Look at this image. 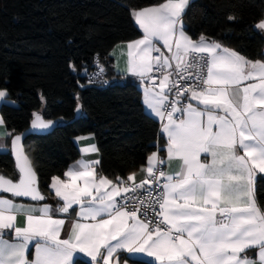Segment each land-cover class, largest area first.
I'll list each match as a JSON object with an SVG mask.
<instances>
[{"label":"snow or ice","instance_id":"1","mask_svg":"<svg viewBox=\"0 0 264 264\" xmlns=\"http://www.w3.org/2000/svg\"><path fill=\"white\" fill-rule=\"evenodd\" d=\"M187 4L188 0H165L135 11L144 37L127 44L130 72L144 78L155 64L157 70L172 69L180 77L168 83L171 73L162 74L160 92L145 89L148 106L162 121L166 119L162 130L168 140V158L182 161L180 172L173 176L154 171L156 163L162 161H157L155 153L150 156L147 178L124 187V193L159 184L161 178L166 182L160 185L158 196L153 198L149 191L131 210L126 200L119 206L115 200L124 182L113 184L102 177L97 184L91 179L93 171L88 163L69 169L67 180L52 177L51 188L64 201L62 212L75 204L86 220L107 217L95 223H76L71 236L63 240L59 237L64 221L53 220L47 207L39 215L26 211V226L14 228V213L22 206L0 199V229L14 228L17 238V242L9 243L0 235V264H72L77 250L87 253L95 264H110L118 250L146 253L159 264H264V212L255 201L256 175L264 174V62L247 60L203 35L192 40L183 31ZM255 27L264 30V19ZM153 39L162 40L172 57H153V51L159 52ZM170 60L176 61L174 66ZM197 67L203 75H196V83L181 88V80L191 79L192 69ZM254 79L259 83L240 87L243 81ZM173 89L176 99L169 103ZM185 93L203 108L191 102L177 107ZM5 95L0 90V98ZM177 112L182 115L174 118ZM49 126L50 122L35 116L33 128ZM20 139L16 136L13 142L19 179L13 182L0 176V190L43 200L36 173L18 147ZM202 153L211 156L210 163L201 162ZM127 179L133 181L135 177ZM79 180L84 181L83 187L77 184ZM108 185L111 190L97 200L91 189L99 192ZM33 240L37 241L35 259L29 261L26 252ZM250 248L258 249V261L239 255ZM114 264H119L118 257Z\"/></svg>","mask_w":264,"mask_h":264},{"label":"trees","instance_id":"2","mask_svg":"<svg viewBox=\"0 0 264 264\" xmlns=\"http://www.w3.org/2000/svg\"><path fill=\"white\" fill-rule=\"evenodd\" d=\"M164 1L0 0V90L14 101L3 102L0 113L11 139L29 127L35 113L67 121L24 141L47 201L59 203L51 178L62 177L80 157L78 136H95L97 172L115 181L138 170L152 153L164 155L166 141L144 108L139 81L117 75L111 56L115 45L142 35L134 11ZM183 19L194 39L203 35L250 60L264 56V35L255 27L264 19V0H192ZM96 57L113 79L109 86L87 83ZM0 171L17 178L10 151L0 152ZM262 177L255 180V197L264 210ZM127 258L132 264H155ZM74 264L91 263L77 258Z\"/></svg>","mask_w":264,"mask_h":264},{"label":"crops","instance_id":"3","mask_svg":"<svg viewBox=\"0 0 264 264\" xmlns=\"http://www.w3.org/2000/svg\"><path fill=\"white\" fill-rule=\"evenodd\" d=\"M191 1L192 0H188V4H187V6L185 8V11H184V13L182 15L183 31L192 40L196 41L199 38H197V39L192 38L184 29L183 16H184V14H185V12H186V10L188 8V5H189V3ZM164 2H162V3H164ZM151 6H155V5H151ZM151 6H148V7H151ZM141 9H143V8L137 9L136 11H139ZM134 21H135L136 25L138 26V28L142 32V35L139 38L134 39V40L142 39L144 37L143 29L140 28L139 24L135 20V17H134ZM257 30H259L260 33L264 35V30H260V29H257ZM206 39L208 41H213V40L208 39V38H206ZM134 40H131V41H128V42L119 43V44L115 45V47L112 49L111 56L114 59V71H115V73L117 75L130 76V77H133V78H135L136 80L139 81V87L141 88L142 93H143L144 108H145L147 113H149L151 116H153L159 122V124H160V133H161V135L163 136V138L166 141V144L164 146V155H161L159 151H156L154 153L157 156V161L161 160L164 163L165 174L174 176L176 173L180 172L181 166H182V161L180 159H178V158H173V159H169L168 158V153H167L168 140H167L166 134L162 130V124L166 123V119L164 121H162L160 119V117H158L153 112V110L148 106V101L145 98V89H148L150 92H160V88L158 86H159L161 80H160L158 85H149V84H146V83L143 82V78H141L140 76H138V75H136V74H134V73L129 71V57H128L127 44L129 42L134 41ZM214 42H216V41H214ZM217 43H219V42H217ZM153 44H154L155 48L159 47V48H161L163 50V56H166V57H169V58L172 57L173 53L168 50V48L164 45L162 40L153 39ZM222 47H226L228 49H231V50L237 52L235 49H233L231 47H227V46H224V45H222ZM173 51H174V48H173ZM237 53H239V52H237ZM151 55H152V53H151ZM241 56H243V55H241ZM247 60H250V59H247ZM250 61H252V62H256V61L264 62V56L260 60H250ZM170 62L172 64L176 63L175 60H170ZM166 70H168V69H166ZM169 82H170V76H169ZM250 83H259V80L258 79H254V80L243 81L241 83L240 87L241 88L245 87V86H247ZM2 91H5L6 95H5V97L0 98V107H1L3 102H14L13 100H11L9 98V94H8L7 90L3 89ZM165 92H167V89H165ZM189 102H191L194 107L203 108L202 105H198L197 101H191L189 99ZM81 113H83V112H81ZM218 114L223 115L222 112H220ZM0 118H2V120H3V117L1 115V113H0ZM213 130L214 131L216 130L215 126H214ZM75 140H76L77 145L79 146L81 154H80V157L77 160H75L74 162H72L70 164V166L65 171V173L69 169H79L81 164L88 163L90 170L93 171V177L91 179H94V181L97 184L99 182V179L102 178V177L107 178L108 180H111L108 177H106L105 175L99 174L97 172V166H98L99 161H100V152H99V149H98V146H97V143H96L95 136L92 135V134L81 135V136L76 137ZM10 143H11V133L7 129V127L5 125V122L3 120V124H0V152L10 151ZM93 148L95 150H93ZM238 151H240V150L238 149ZM154 153H152L150 156H152ZM240 154H243L242 151L240 152ZM200 160H201L202 163H204V162L210 163L211 162V156L209 154L202 153L201 156H200ZM147 161H148V159H147ZM147 161L138 170H136L135 172L130 174V175H134V177H135V179L133 181H130V180L127 179L130 175L127 178H125V179L116 180V181L115 180H111L113 182V184L120 183L121 181L124 182L121 185V195L120 196H122L124 194L123 188L124 187H129V183L139 184L141 180H144V179L147 178V174H146V171H145L146 168L148 167ZM89 162H98V163H89ZM157 163H156V165H157ZM65 173H64V175L62 177H60L62 180H67L68 179L65 176ZM262 175L264 176V174H261V173L257 172L256 179H257V177L262 176ZM165 182H166V180H165ZM77 184H79L81 187H83L84 181L83 180H79V181H77ZM145 186H147V185H145ZM50 189H51V191L54 194V196H53L54 200H59V203H54L51 200L45 201V202H31V201H24V200H20V199H14V198L9 197V196L0 195V199H8V200H11L13 202V204H15L17 206H22V210H20L18 213H14V214H16V220L14 221V228L15 227H24V226H26V215H25L26 211H30L31 214H33V215H39L40 214V210L44 209L45 207L48 208L49 216L53 220H63L64 221V223L60 226V237L59 238L61 240L68 239L71 236L72 228L74 227V225L76 223H95L98 220H100L101 218H107L106 216H104V217H97V221H92L90 219L86 220V219H84L83 217L80 216V206L79 205H75V204L71 208H69V210L67 212H62L61 211V207L64 205V201L55 194V190L51 188V183H50ZM91 190L93 192V195L95 197H97V200H99V198L102 195H104V193L106 191H110L111 190V185L101 187L99 192H97L94 188L91 189ZM120 196H116L115 200L118 199ZM255 201H256L257 207L260 208L258 203H257L256 197H255ZM85 206H88L87 203H85ZM260 210L262 212H264V210H262L261 208H260ZM14 228H11V229H0V235H2V239L8 241L9 243L17 242V238L15 236ZM36 242H37L36 240H33L28 245V250L26 252V255H27V258H28L29 261H32V260L35 259V244H36ZM239 255L241 257L247 256V258L250 259V260H257L258 261V249H256V248L247 249L244 252L240 253ZM127 256L128 257H133V258H142V259H146V260H148L150 262H153L155 264H159V261H156L154 257H150L146 253H129L126 250H118L114 254L113 261H111L110 264H114L115 258H117V257L119 258V264H132L128 260ZM77 258H82V259L87 260L91 264H95V262L91 261V257H89L87 255V253H82V252H79L78 250L73 255L72 264H74V261Z\"/></svg>","mask_w":264,"mask_h":264},{"label":"built area","instance_id":"4","mask_svg":"<svg viewBox=\"0 0 264 264\" xmlns=\"http://www.w3.org/2000/svg\"><path fill=\"white\" fill-rule=\"evenodd\" d=\"M159 49V52L153 51L152 56L155 57L157 55L163 56V50L159 47H156ZM204 64V61H201V65ZM175 64H173L174 66ZM165 73H171L170 75V82L180 79V77L172 70V69H164L163 71L157 70V66L153 65V71L146 75L143 78V82L149 85H158L162 74ZM196 75H203L201 72V69L199 67L192 69V78L191 79H184L181 80L180 87L183 88L185 85H191L193 83H196L195 76ZM151 76L153 79L149 80L147 77ZM112 78L109 76L108 70L102 65L99 57H96L92 64L91 69L87 75V83L90 85H96L98 87H106L109 86L112 83ZM175 89L172 90V92L169 94V103L176 99L175 97ZM168 92V89H167ZM189 103V94L185 93L183 97H181L180 103L177 105V107H183ZM182 115V113L177 112L174 114V118H179ZM161 161V160H160ZM162 170L165 172L164 163H157L155 166L154 171ZM165 183V180L163 178L160 179L159 184H149L145 186L144 188L136 189L135 191H129L128 193H124L122 196H120L118 199H116V202L119 205H122L125 203V200L127 201V207L129 210L132 209L133 205L136 204L137 199H146L149 191H151V194L153 198L158 196L162 192V188L160 185ZM136 183H129V187L134 185ZM143 210V209H142ZM158 210V208H157ZM149 216H151V212H149ZM141 219H144V216L141 215Z\"/></svg>","mask_w":264,"mask_h":264},{"label":"water","instance_id":"5","mask_svg":"<svg viewBox=\"0 0 264 264\" xmlns=\"http://www.w3.org/2000/svg\"><path fill=\"white\" fill-rule=\"evenodd\" d=\"M71 70H72V72H73L74 74L77 73V70L75 69V67H74L73 65L71 66ZM37 114H38L39 116H41V118L43 119V121H45L46 123H47V122H50V126L47 127V128H33V127H32V124H33V121H34L35 116H36ZM65 122H67V121L64 120V119H55V120H54V119H46V118L43 117V115H42L41 113H35L34 116H33V118H32V120H31V122H30L29 127H28L26 130H24L23 132L15 134V135L12 137V139H11V143H10V152H11V155H12L13 160H14V168H15L17 174H18L17 178H16V179H13L12 177L7 176V175H5L4 173H2V172L0 171V176H4V177L7 178V179H11L13 182L18 181L19 176H20V172H19V168H18V164H17L16 146H14V143H13V142H14L16 136H20L21 139H20V141H19V145H18V147H19L20 151L22 152V154H23L24 156L27 157V160H28V163H29L30 167H31V168L33 169V171L36 173L37 187H38V190H39L40 194L44 197V199H43V200H33V199H31L30 197H17V196H14L12 193L4 192V191H2V190H0V195H8V196H10V197H12V198H14V199H20V200L31 201V202H45V201L48 200V196H47L46 194H44L43 191L41 190L39 176H38L37 172L35 171V169H34V167H33V165H32V162H31L29 156L27 155V153H26V151H25L24 141H25V139H26L29 135H32V134H46V133H49V132H51L52 130H54L56 127L60 126L61 124L65 123ZM62 207H63V206H62ZM62 207H61V208H62Z\"/></svg>","mask_w":264,"mask_h":264},{"label":"rangeland","instance_id":"6","mask_svg":"<svg viewBox=\"0 0 264 264\" xmlns=\"http://www.w3.org/2000/svg\"><path fill=\"white\" fill-rule=\"evenodd\" d=\"M79 107L81 108L80 104H79Z\"/></svg>","mask_w":264,"mask_h":264}]
</instances>
